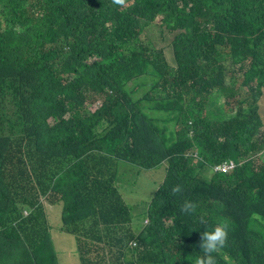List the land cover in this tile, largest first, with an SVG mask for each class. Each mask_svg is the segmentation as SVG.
<instances>
[{
  "label": "trees",
  "instance_id": "obj_1",
  "mask_svg": "<svg viewBox=\"0 0 264 264\" xmlns=\"http://www.w3.org/2000/svg\"><path fill=\"white\" fill-rule=\"evenodd\" d=\"M263 107L264 0H0V264H264Z\"/></svg>",
  "mask_w": 264,
  "mask_h": 264
},
{
  "label": "rangeland",
  "instance_id": "obj_2",
  "mask_svg": "<svg viewBox=\"0 0 264 264\" xmlns=\"http://www.w3.org/2000/svg\"><path fill=\"white\" fill-rule=\"evenodd\" d=\"M226 101H224V99L218 100L217 103H215V106H219V104H224L226 103ZM234 117V116H233ZM262 117L264 119V107L262 108ZM232 118V116L230 115L228 117ZM261 162V160H259V163ZM155 171L146 173L144 175H142L138 181H136V177L132 176V179L129 180L128 178L125 179L124 181V186L120 187L119 190L122 193L123 197H125V201L129 204V205H140L142 203H144L146 200H150L154 193L159 189L160 185L163 183V181L166 178V173L164 170V179L162 182H160L159 180H157V178L159 177V173L154 174ZM153 175H156L155 178H153ZM133 181L134 184L131 185L128 182ZM144 219V218H143ZM62 223V221H60ZM57 222H55L53 225H55ZM68 244H66L62 250H61V254L58 253V258H64L67 256L68 253V248L70 249L71 247V242L72 240L67 239ZM57 245L63 246L61 241L58 239L57 240ZM57 248H60L59 246H56ZM54 251L56 252L57 250L54 248Z\"/></svg>",
  "mask_w": 264,
  "mask_h": 264
},
{
  "label": "clouds",
  "instance_id": "obj_3",
  "mask_svg": "<svg viewBox=\"0 0 264 264\" xmlns=\"http://www.w3.org/2000/svg\"><path fill=\"white\" fill-rule=\"evenodd\" d=\"M236 167L237 164L235 163H226L213 168V172L229 173ZM191 208V205H185L183 210L185 212H189ZM227 232V224H221L219 226L213 227L211 230H205L202 233V242L200 244L199 252L202 253V255H197L195 261L191 262V264H217L216 258L213 253L224 246Z\"/></svg>",
  "mask_w": 264,
  "mask_h": 264
}]
</instances>
